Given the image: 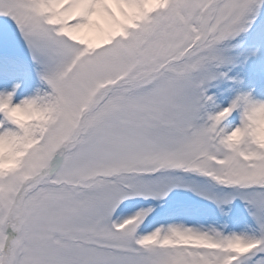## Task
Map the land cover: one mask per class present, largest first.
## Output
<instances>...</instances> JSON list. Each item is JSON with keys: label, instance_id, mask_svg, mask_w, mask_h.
Instances as JSON below:
<instances>
[{"label": "snow or ice", "instance_id": "obj_1", "mask_svg": "<svg viewBox=\"0 0 264 264\" xmlns=\"http://www.w3.org/2000/svg\"><path fill=\"white\" fill-rule=\"evenodd\" d=\"M0 18V264H264V99L242 75L264 72V0ZM169 206L193 222L148 230Z\"/></svg>", "mask_w": 264, "mask_h": 264}, {"label": "rangeland", "instance_id": "obj_2", "mask_svg": "<svg viewBox=\"0 0 264 264\" xmlns=\"http://www.w3.org/2000/svg\"><path fill=\"white\" fill-rule=\"evenodd\" d=\"M3 20V18H0ZM252 42L249 41L248 51H251ZM248 52H245L244 55H247ZM261 56L264 57V51H262ZM243 58V57H242ZM259 61L253 60L251 61L247 67L244 69L242 75L245 78V88H254V95H256L260 99H264V72L258 70ZM239 69L234 70L233 74ZM187 203L191 204L195 201V198L188 194L185 198ZM151 203H145L143 206H147ZM141 205L132 204L129 206L128 211H135L137 207ZM186 216V217H185ZM192 216L187 214L182 210H172L171 206L166 208H157V210L153 213L152 216L145 222L148 230H151L154 227H157L161 224L167 225L173 222H184V223H192ZM185 220V221H184Z\"/></svg>", "mask_w": 264, "mask_h": 264}]
</instances>
